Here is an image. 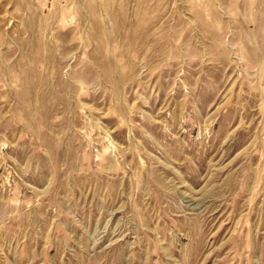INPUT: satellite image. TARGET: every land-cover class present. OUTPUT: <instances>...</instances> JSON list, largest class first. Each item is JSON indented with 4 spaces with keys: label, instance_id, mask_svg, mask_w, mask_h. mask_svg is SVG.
<instances>
[{
    "label": "rangeland",
    "instance_id": "obj_1",
    "mask_svg": "<svg viewBox=\"0 0 264 264\" xmlns=\"http://www.w3.org/2000/svg\"><path fill=\"white\" fill-rule=\"evenodd\" d=\"M0 264H264V0H0Z\"/></svg>",
    "mask_w": 264,
    "mask_h": 264
}]
</instances>
